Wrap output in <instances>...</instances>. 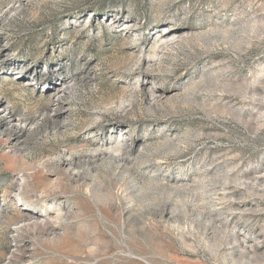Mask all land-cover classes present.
<instances>
[{
  "label": "rangeland",
  "instance_id": "rangeland-1",
  "mask_svg": "<svg viewBox=\"0 0 264 264\" xmlns=\"http://www.w3.org/2000/svg\"><path fill=\"white\" fill-rule=\"evenodd\" d=\"M0 264H264V0H0Z\"/></svg>",
  "mask_w": 264,
  "mask_h": 264
},
{
  "label": "bare ground",
  "instance_id": "bare-ground-1",
  "mask_svg": "<svg viewBox=\"0 0 264 264\" xmlns=\"http://www.w3.org/2000/svg\"><path fill=\"white\" fill-rule=\"evenodd\" d=\"M219 189V188H218Z\"/></svg>",
  "mask_w": 264,
  "mask_h": 264
}]
</instances>
